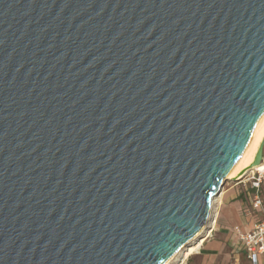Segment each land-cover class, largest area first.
<instances>
[{"label":"water","instance_id":"1","mask_svg":"<svg viewBox=\"0 0 264 264\" xmlns=\"http://www.w3.org/2000/svg\"><path fill=\"white\" fill-rule=\"evenodd\" d=\"M263 115L264 0H0V264H164Z\"/></svg>","mask_w":264,"mask_h":264},{"label":"crops","instance_id":"2","mask_svg":"<svg viewBox=\"0 0 264 264\" xmlns=\"http://www.w3.org/2000/svg\"><path fill=\"white\" fill-rule=\"evenodd\" d=\"M253 196L246 180L226 181L217 196L214 224L197 253L183 264H251L245 253L238 252L234 230L249 232L264 221V198H261L262 206L253 210L250 206ZM258 264H264V253L258 256Z\"/></svg>","mask_w":264,"mask_h":264},{"label":"bare ground","instance_id":"3","mask_svg":"<svg viewBox=\"0 0 264 264\" xmlns=\"http://www.w3.org/2000/svg\"><path fill=\"white\" fill-rule=\"evenodd\" d=\"M263 138H264V115L262 116L257 126L251 133L248 144L244 149V151L242 152L236 165L227 175L228 180H240L243 174L247 173L248 168L252 166L254 156ZM251 170L264 172V162L261 165ZM214 198L215 197H213V199ZM213 207H214V201L212 200L207 220L204 222L202 227L195 235H193L184 245H182L176 250L174 255L171 257V260L174 259L176 255H181L182 259L189 258L201 246L207 234V230L210 228L212 224V221H215V217H214L215 214L213 212ZM182 262L183 260H178L176 264H182ZM164 264H170V260L166 261Z\"/></svg>","mask_w":264,"mask_h":264},{"label":"built area","instance_id":"4","mask_svg":"<svg viewBox=\"0 0 264 264\" xmlns=\"http://www.w3.org/2000/svg\"><path fill=\"white\" fill-rule=\"evenodd\" d=\"M241 180H246V183L254 192V196L250 201L251 208L253 210L260 208L262 206L261 198H264V172L248 171ZM213 201V212L216 215L217 197ZM214 222L212 221V224ZM234 231L237 234L238 252L245 253L251 264H258V256L264 253V221L254 225L249 232H240L238 228H235Z\"/></svg>","mask_w":264,"mask_h":264},{"label":"rangeland","instance_id":"5","mask_svg":"<svg viewBox=\"0 0 264 264\" xmlns=\"http://www.w3.org/2000/svg\"><path fill=\"white\" fill-rule=\"evenodd\" d=\"M262 154H263V156H264V147H263ZM229 181H232V180H229ZM229 181H228V182H229ZM227 184H228V183H226V185H227ZM208 230H209V229H208ZM208 230H207V234H206V236L208 235ZM206 236H205V238H206ZM205 238H204V239H205ZM203 242H204V241H203ZM199 248H200V247H199ZM199 248H198V249H199ZM198 249L195 251V253H197ZM195 253H194V254H195ZM194 254H193V255H194ZM190 257H191V256H190ZM190 257H189V258H186V259H182L181 255H176V257H174V259L171 260V258H170L169 260H170V264H176L178 260H183V262H186V260H190ZM183 262H182V264H183Z\"/></svg>","mask_w":264,"mask_h":264}]
</instances>
